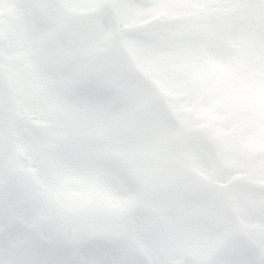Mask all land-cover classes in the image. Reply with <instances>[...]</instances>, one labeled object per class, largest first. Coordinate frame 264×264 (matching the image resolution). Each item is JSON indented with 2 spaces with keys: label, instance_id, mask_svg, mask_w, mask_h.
I'll return each instance as SVG.
<instances>
[{
  "label": "rangeland",
  "instance_id": "1",
  "mask_svg": "<svg viewBox=\"0 0 264 264\" xmlns=\"http://www.w3.org/2000/svg\"><path fill=\"white\" fill-rule=\"evenodd\" d=\"M88 1L89 2H86V5L88 4L87 7H90L92 1ZM182 1L183 0L179 2L178 8L176 6V9H172L173 4H171L170 0H167L166 5L164 3H152L146 7H142V5L139 6L130 0H122L119 1V4H121L122 7L118 10L121 15L128 19V23L125 24V26L134 27L136 24L144 22L145 18L153 17H155V19L170 17L169 20L172 22L176 20L173 15H178L184 12L182 9L185 2ZM187 1L191 2L190 0ZM13 2V0H0V35L4 34L7 36V41H0V60L1 64L4 65V68H7V66L14 63L10 61L11 59L19 61V47L21 48L24 45L22 44V46H19L21 42L26 41L27 43H32L31 45L33 46L31 50L35 51L34 39L33 37L28 36L27 33L29 32L28 30L26 31L27 20L23 22L25 20L23 17L24 15L19 13V11L16 12L15 9L12 8L11 4H13ZM15 2L19 3L18 1ZM80 2L81 0H65L64 4L67 9L71 10L76 9L79 5L86 6L80 4ZM115 4L118 5L116 2ZM46 6L47 1L44 0L43 7L45 8ZM8 13L11 14L9 19L5 18ZM148 14H155V16ZM225 14L226 12L224 10H220L214 25V27L219 24L223 25L225 31H215L214 33H211V31L208 32L207 30H204L205 32H202L201 34H203L205 38L203 42L200 43L197 42V38L194 34L187 32L191 29V26L194 27V24L191 21H184L182 25L179 24L172 29L166 27L164 29L159 28L158 31L145 32L139 38L133 37L126 39L127 46L131 50L132 48H136L137 55H139L138 60H140L143 70L147 71L149 75L156 77L158 80L162 79L161 82L163 88L170 96L173 108L180 112L181 118L183 119V128L188 129L185 115L191 111L194 105H198L201 110L207 114L210 120L228 122L229 127L222 131L233 137L237 144L229 143L225 147V152L231 153L236 147H239L244 155L243 161L230 159L229 165L242 168L243 171H246L249 175L253 176L255 180H261V174L264 173V156H261V154L264 155V48L259 47L258 51V47L250 44L248 50H241L238 46L234 45L233 37L231 35L234 34V25H229L233 20L228 21V15ZM225 16L227 20H225ZM180 17H178V19ZM15 18H18L17 22L15 21ZM45 25L46 23L42 22L39 26ZM208 26H210V24H208ZM72 27H74V25H72ZM143 27L144 26L142 25L139 27L136 26L132 31L139 30ZM203 27L204 22H202L201 29H203ZM101 29H103V27H101ZM16 31L18 32L17 35L14 34ZM73 32L75 34V31ZM87 32L92 38L94 37L96 30L87 27ZM170 32L174 33V37ZM48 34L49 32H47L45 36ZM176 34L178 37L175 36ZM208 38L212 41V45L209 43L210 41ZM148 41H153V44L160 46H153L152 42ZM165 41H173L179 44V47L163 48ZM99 42L100 39H95L93 45H98ZM31 50L29 51V54L31 55V61L29 64H31L33 69L38 70V62L36 63L35 57L31 54ZM254 56L260 57L257 61H254ZM115 57L117 56L115 55ZM112 60L114 59L111 58L109 61L107 60L106 63L110 62V64L113 65V69L109 70L108 68H105V70H103L104 75L109 78L114 77L116 74V68H119L118 64L120 63H116ZM244 71L249 72L242 76V72ZM16 73L15 77H19V84L22 86L31 85L32 81L26 76L29 74L28 68L22 69L19 67V72ZM117 75H119V73ZM12 80L16 81L13 77ZM30 88L31 87H26L25 89L30 90ZM192 88H195L196 92L192 98V103L190 104L184 99V97L191 94ZM32 91L35 92L33 89ZM31 96L32 95L27 93L26 96L20 93L19 99L21 98L23 101L24 97L26 99V101L24 100V107L27 109L29 108L28 111L34 113L36 108L41 104L36 101V98L34 99V97ZM180 96L182 98L181 100L178 99ZM33 104H35L34 108L31 107L34 106ZM59 105L61 104H55V106ZM45 107L49 108V105L48 107L45 105ZM109 117H112V114H109ZM43 122H46V120H43ZM206 123L207 121H202L201 126ZM144 128L148 132L147 142L150 143V147L146 148L144 143H141L139 146L133 143V148L131 147L132 151L134 150L137 152L139 149H145L147 152H151L155 150V134L153 130L148 128V126H145ZM184 129L183 134L185 139L187 137L190 142L187 146H184L186 152L183 153V162H186L191 167H197L195 160L199 159V162L202 161L201 157L198 155L201 153L203 156L201 151L202 144L192 138L188 134V131ZM59 136H65L64 138H68L66 133L60 134ZM25 151L29 152L28 150ZM7 152L9 156L11 151L8 150ZM35 157V154L28 155L30 160ZM47 157L49 158L53 156L48 155ZM68 164L71 167L73 166L72 158H69ZM33 166L37 168L41 181L43 183L46 182L44 181L45 177L42 176V174H44V168L34 164ZM33 166L32 163L31 165L29 164L30 168ZM249 166L251 168H249ZM199 167L203 169L201 171H206L204 165L199 164ZM208 172L210 173V170ZM55 177L61 179L64 177V173L56 172ZM89 177H92V174L86 175V179ZM66 179L72 180L74 177L70 173V177H67ZM107 186L110 187L108 184ZM97 190L98 189L94 188L92 193ZM102 190L105 191V189ZM63 191L70 201H77L79 205H86L90 202L98 204L97 200L102 199V202L99 203V205L102 207H110V204H115L119 201L117 198H112L110 196L102 197L91 195L90 197V195L85 194L90 193L89 187L82 190L81 186L78 187L73 184L71 185L70 183L64 186ZM175 193H177V191H175ZM79 194L81 197H79ZM16 195L17 193L15 196ZM178 195H180V191L177 193V196ZM186 196L187 193H184L183 200L186 199ZM71 208H74V206ZM18 210V200L10 206L0 205V233L3 234V240L0 241V251H2V256H0L2 257V260H0V264H11L12 261H17L18 264L22 263V261L19 262V240H22L23 237L25 240L22 243L23 245L20 244V248H26L27 245L31 247L36 242V234L31 231L25 230L23 233L12 232V225H19V221L17 220V214L19 213ZM24 220L27 221V218H24ZM216 222L219 225V220ZM50 229L51 236H57L55 240L56 243L54 244L55 246L67 243V241H60L63 235L56 224L51 226ZM166 242L164 243V240L161 238L157 243L158 251H155V257L150 254L155 260L157 259V264H162V257H168L171 253L170 250L172 247L170 248Z\"/></svg>",
  "mask_w": 264,
  "mask_h": 264
},
{
  "label": "clouds",
  "instance_id": "2",
  "mask_svg": "<svg viewBox=\"0 0 264 264\" xmlns=\"http://www.w3.org/2000/svg\"><path fill=\"white\" fill-rule=\"evenodd\" d=\"M121 7L114 4L104 6V16L113 34L114 43L133 37L139 38L145 32L159 30L156 24L145 25L136 31L126 30L122 25L127 24L128 19L118 11ZM175 47L177 45L173 41H165L163 44V48ZM195 92L196 89L192 88L191 94L184 99L191 104ZM32 118L35 121L57 120L58 114L39 105ZM185 120L188 124V134L216 155L215 170L204 189L211 195L214 207L223 218V228L231 232L232 239L223 244L208 246L199 255H190L183 264H256V261L251 259L255 255V249L243 238L241 230L247 229L244 235L248 237L258 234L260 239L264 240V182L256 183L251 175L237 176L236 173L243 169L226 163L230 159L244 160L239 147L231 153L225 152L226 145L237 144L233 137L222 131L229 127L228 122L210 120L198 105H194L191 111L186 113ZM202 121L207 123L201 126ZM33 133L36 136L46 135L47 129L34 128ZM111 163L113 166H119L121 162L113 160ZM261 180H264V173L261 174ZM85 194L101 196L103 190L101 188L94 193ZM11 230L14 233H23L25 228L23 225H12ZM236 244H239L244 254L249 257L247 261H241L233 250ZM26 251L30 254V259L23 264H145L123 237H83L75 247L67 244L53 246L38 240L29 249H19V254ZM11 264L18 262L12 261Z\"/></svg>",
  "mask_w": 264,
  "mask_h": 264
}]
</instances>
